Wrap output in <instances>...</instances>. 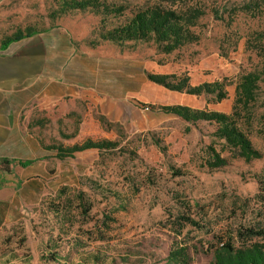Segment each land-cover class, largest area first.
<instances>
[{
  "label": "rangeland",
  "instance_id": "374dc122",
  "mask_svg": "<svg viewBox=\"0 0 264 264\" xmlns=\"http://www.w3.org/2000/svg\"><path fill=\"white\" fill-rule=\"evenodd\" d=\"M99 1L123 5L125 13L162 4L197 6L204 15L191 29L196 42L163 54L152 40L121 45L100 40V18L90 11L68 10L64 0H0V44L18 33L57 31L64 34L67 47L97 53L91 58L97 64L95 102L66 99L65 105L43 112L37 84L29 90V116L23 114L21 122L29 127V136L50 145L67 147L87 139L112 145L94 149L86 166L87 159L76 165L51 157L46 168L51 177L31 184L54 196L51 205L56 208L68 194V219L78 227L107 222L114 237L141 240L151 256L145 264H163L164 255L178 245L197 248L192 264H212L206 251L219 242L236 247L264 242V76L252 116L243 122L262 154L259 160L230 159L223 141L212 136L213 125L187 123L142 107L181 105L230 113L236 77L260 69L253 47L258 45L255 33L264 29V0ZM77 68L82 66L75 64ZM80 73L89 82L91 74ZM148 73L186 77L189 87L221 82L226 97L217 102L214 94L169 91L149 82ZM209 145L217 152L224 149L221 157L228 159L227 166L208 169L202 164ZM74 172L82 176L69 181L65 175ZM57 217L52 223H59Z\"/></svg>",
  "mask_w": 264,
  "mask_h": 264
},
{
  "label": "crops",
  "instance_id": "0c3cea01",
  "mask_svg": "<svg viewBox=\"0 0 264 264\" xmlns=\"http://www.w3.org/2000/svg\"><path fill=\"white\" fill-rule=\"evenodd\" d=\"M93 57L94 51L83 54L73 45L67 47L64 34L57 31L37 33L0 49V264H145L151 258L141 240L114 237L107 222L78 227L68 217L60 219L70 209L68 194L60 197L63 203L56 208L51 205L54 196L31 184L51 177L46 168L56 153L43 148L49 143L29 136V127L21 122L23 114L29 116V90L41 85L43 112L65 105L66 99L95 102ZM75 64L82 68L75 69ZM81 71L91 74L89 82L82 81ZM92 152L54 159L76 165L87 159L86 166ZM65 176L71 181L82 174ZM55 215L59 223H52Z\"/></svg>",
  "mask_w": 264,
  "mask_h": 264
},
{
  "label": "trees",
  "instance_id": "16d2710c",
  "mask_svg": "<svg viewBox=\"0 0 264 264\" xmlns=\"http://www.w3.org/2000/svg\"><path fill=\"white\" fill-rule=\"evenodd\" d=\"M63 5L68 10L90 11L98 16L100 18L98 38L102 41L121 45L125 42L152 40L163 54H170L186 44L196 42L197 36L191 29L204 15V11L197 6L174 7L173 5L154 4L125 13L126 7L123 5L99 0H64ZM37 33L39 32L29 31L26 34H15L13 37L2 41L0 49L4 50L12 42ZM255 38H257L258 45H254L253 50L256 51L257 57L261 60L260 69L241 73L236 77L234 100L230 113L197 110L181 105L155 108L150 104H142V107L146 110H157L166 115H173L187 123L205 122L213 125L212 136L223 141V146L230 155V159H240L244 162L261 159L262 154L253 147L249 133L243 127L245 124L243 122L252 116L251 107L255 101V92L261 77L264 76V29L255 33ZM146 78L149 82L162 86L169 91H184L187 94L197 96L214 94L217 102L226 97L224 83L221 82L189 87L186 77L179 79L174 75L148 73ZM111 145L112 143L109 141L87 139L82 143H75L67 147L56 144L43 148L54 151L58 159H64L73 158L75 153L85 150L102 149ZM223 150L217 152L212 145L207 146L202 164L208 169H219L227 166L228 159L221 157ZM78 198L81 200L82 195H78ZM67 204L69 203L67 202ZM66 214L69 218V213ZM57 216L55 215V217ZM187 222L192 226L197 225L191 219H187ZM254 234L260 235V233ZM196 251L197 248L194 246L178 245L172 247L164 255L163 264H192V254H195ZM206 252H211L212 264H264V242L262 241L249 242L238 247L229 242H219Z\"/></svg>",
  "mask_w": 264,
  "mask_h": 264
}]
</instances>
